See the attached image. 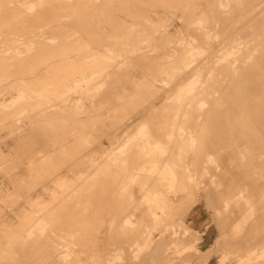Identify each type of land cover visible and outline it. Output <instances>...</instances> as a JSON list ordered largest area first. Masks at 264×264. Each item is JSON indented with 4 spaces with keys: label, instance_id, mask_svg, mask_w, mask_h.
<instances>
[{
    "label": "rangeland",
    "instance_id": "374dc122",
    "mask_svg": "<svg viewBox=\"0 0 264 264\" xmlns=\"http://www.w3.org/2000/svg\"><path fill=\"white\" fill-rule=\"evenodd\" d=\"M259 1L81 0V2L73 3L66 8L76 14L71 16L69 24L73 23L72 25L75 26L82 24V29L80 28L78 32L79 39L81 38L76 43L78 45H67L64 48L55 47L43 50L46 51L45 53H36L35 55L48 56L50 55L49 51L55 52L54 57L39 64L34 72L29 70L32 62L30 59L0 60V67L2 66L5 72H9L5 73L6 79L2 80L4 82L2 86L7 88L6 91L0 89V101H18L9 107L0 105V264H264V110L253 107L257 103L253 101L245 103L240 101L245 106L239 101H226L228 103L226 106L225 99L235 97L227 95L225 97L222 93L227 92V88L232 86L233 77L229 73L228 78H223L220 81L217 79L222 76L221 72L224 70H221L218 65L213 66V59L217 57L216 55L211 57L209 64L207 63V67L202 72L203 79L201 77L200 80L202 83L204 82L205 87L200 88L201 96L192 97L208 100L203 106H199L197 101L191 102L190 105L180 104L175 100L184 96L168 98L164 92L168 89L174 91L178 87L172 83L167 85L173 79V67L176 65L175 62L170 65L171 59L178 57L176 55H179L187 47L188 41L192 37L197 38V41L205 46L203 34L195 31V28L200 25L195 24V19L200 17L201 23L208 25V28L211 22L213 26L216 24L213 30L217 34L212 35L209 39L212 42L211 50L220 48L223 43L229 47L230 44H234L242 38L239 34L243 10L250 5L256 7ZM119 3L120 5H118ZM139 3L141 7L138 5ZM130 7H133V10ZM151 9H156L158 14L150 15L152 14ZM89 27L93 30L90 31ZM86 28L88 30L85 31ZM102 28H105V34L101 33ZM47 36L45 38L46 45L52 44V41L57 43L61 32L56 33L50 30ZM51 38L53 39L51 40ZM36 48L37 43L34 41L31 51L35 52ZM93 48L95 49L92 50ZM88 50L89 52L92 50L93 53L90 54L93 55V58L90 54L85 58L86 53H89ZM104 50H109L110 54L108 55V52H104ZM59 51L68 52V55L72 57L63 60L61 57L64 55H59L57 53ZM204 52L205 50L202 51V56H204ZM83 53H85L84 61H81ZM76 54L82 56L78 57ZM89 56L90 59H95L93 63ZM101 57H105L106 61L102 62L104 59ZM66 59L70 60L69 64ZM64 61L66 64L63 63ZM78 63H80L79 67ZM235 63L239 64L238 60ZM210 67L213 68V73L219 74L209 76L207 68ZM38 70L41 71L38 72ZM71 70L73 71L69 72ZM96 70L98 74L92 73L91 78L89 75ZM31 77L33 78L31 79ZM80 78L84 79L80 85L82 88L87 86L86 90L80 87L81 91H84L81 92L82 94L78 91V93L69 94L68 97L63 96L64 85L70 87L77 80L79 82ZM183 79H187V76L184 75ZM27 80L32 81L29 83ZM206 81L209 84L206 85ZM216 81L217 83H215ZM226 81H228V86ZM51 83L56 86L58 83V86ZM214 83L215 85H213ZM221 85L227 90L223 88V91ZM49 87L54 88L53 91ZM215 87L220 92L217 90L215 94H208V91L212 92L211 90H215ZM42 88L47 90L46 96H38L32 92V89L41 91ZM150 91L151 94L148 95ZM20 92L27 94L24 96L25 100L21 98L20 101L19 97L16 99ZM12 94L15 95L14 98L11 96ZM220 95L224 98L219 99ZM139 97L140 99H138ZM210 98L215 100H210ZM145 100L146 104L143 102ZM209 102L214 104L210 103L211 106ZM76 103L80 107L77 108ZM150 103H153L154 106H149ZM170 103L175 109L170 107ZM87 105L88 107H86ZM240 105L244 108H241ZM185 107L186 110L182 115V110L184 111ZM229 107L232 108L235 117L231 116ZM152 108L153 110H151ZM212 108L216 110H212ZM179 109H181L180 112ZM227 109L228 111H225ZM166 111L167 113H165ZM204 112L206 117H203ZM225 112L230 114L228 113L229 115L226 116ZM155 113L156 115H154ZM179 114L181 118H179ZM222 115L224 116L222 117ZM255 115L256 117H254ZM224 117L230 121L223 120ZM169 118L171 122H169ZM175 118H178V122L175 121ZM254 118L256 119L254 120ZM142 119L147 122L144 134L132 142L133 144L127 143L124 153L112 154L113 150L111 151V149L125 145V140L135 135ZM260 120L262 122L259 123ZM165 121L169 124L167 125ZM231 122L234 124L232 125ZM170 123L172 124L170 125ZM178 123H181V127L177 125ZM156 125L157 127L165 125V128L170 131L164 133L166 129H163V132L162 128L160 130V127L157 128ZM175 125L176 129H174ZM168 126L170 127L167 128ZM172 130L175 133L179 130L192 132L194 138L197 137L195 138L196 144L193 143L194 141L189 143L184 139H180L178 142L177 133L175 134ZM173 133L175 134L174 139L171 138ZM159 134H163V136ZM145 137H151L158 141L154 146L156 152L154 148L151 153L145 152L148 148L152 149V145L155 144L150 138L152 145H145L147 144ZM160 138L164 141H160ZM200 141L201 143H199ZM170 144L173 145L169 146ZM85 145L89 147L85 148ZM159 146L168 157L172 156V160L167 159L165 154L162 156L161 150L157 149ZM136 148L137 150H135ZM168 148L172 153L166 151L169 150ZM242 151L247 153L246 158L240 156L243 155ZM173 155H175L174 158ZM2 156L5 158L2 159ZM118 158H123V162H120L122 161L120 159L117 161ZM114 161L116 162L114 163ZM122 163L124 167H122ZM125 164L129 165L125 166ZM130 164H135L131 165L134 176L128 170ZM136 164H138V168ZM160 164L169 166L177 172V179L173 182L174 188L171 186L169 189L166 183L161 181L160 174L157 175ZM250 164L258 167L252 170ZM120 165L121 167L118 168ZM137 169L139 170L137 171ZM126 171H128L127 174ZM117 172L121 173L124 178L122 179ZM140 173L146 175L142 176V180L148 184L142 183V180L138 181L139 177L136 179ZM95 174L97 175L95 176ZM100 174L101 177L102 175L106 177L104 179L102 177L103 180H101ZM128 175L135 178L138 184H134L135 179L133 180ZM147 176H152L153 179L147 178ZM96 177L97 180H101L100 183L95 179ZM108 178L110 181L112 180V183L117 181L116 184L122 180L120 183L123 186L119 184L122 186L119 188L116 184L115 186L109 184ZM113 178H118V180H113ZM154 178L156 181L152 182ZM148 179L152 181H148ZM94 180L95 182H93ZM158 181L159 187L161 185L165 188L162 190V197L159 201L166 202V207L162 206V203L163 209L153 206L155 211H159L157 219L153 220L147 214L149 205L146 200V192L152 187L156 188ZM39 182L42 185H39ZM124 182L127 183L124 185ZM150 182L155 185L151 183L153 185L151 186ZM101 183H108L107 189L109 187L115 189L117 186L121 191L117 188L116 191L114 189L106 190V185L101 186ZM131 183L133 187H131ZM98 185L100 186L98 187ZM137 185H139V189L136 188ZM92 186L96 188H93V193H89ZM124 186L127 190H123ZM140 187L144 190H140ZM101 188L106 190V194L110 198L104 195V190ZM132 188L134 189L132 190ZM122 190L123 193L128 191L126 193L129 196L127 200V195L125 196ZM134 190L136 193L133 192ZM138 190L140 191L138 192ZM112 192L114 195H111ZM94 194L97 195L96 197L100 195L98 200L93 196ZM133 194H136V197L139 194L137 200ZM206 194L208 195L205 196ZM68 196H72V198L74 196L75 199L73 198L72 201V198ZM112 196L116 199V201L113 200L115 203L111 200ZM66 198L68 199L66 200ZM80 198L82 201L79 202ZM118 198L120 199L118 200ZM28 199H37L40 205L35 204L30 207L27 204ZM92 200H97L93 202L99 204L94 205ZM101 201H104L105 204ZM121 201H124V204L119 203ZM106 202L108 205L114 204L111 205L112 209L108 208ZM129 202H132V205ZM198 202L208 207L214 223L219 228V239L216 241L217 247L213 252L217 256V260L211 263L207 262L209 255H201L195 249L197 234L184 221L189 208ZM116 203L118 204L116 205ZM100 204L103 206L102 209L108 208L107 213L103 211L104 209L101 210ZM93 205L103 212L99 213L98 209H93ZM117 206L121 212L119 210L114 212ZM22 208H25V214L18 218L19 210ZM112 214H114L115 218L112 216L114 219L111 218ZM110 219L113 220L112 224L111 221L109 222ZM97 223L101 224L103 229ZM106 224L110 226L108 227ZM94 225L97 232L94 230ZM120 225L122 227H119ZM114 227L119 229L116 230ZM105 230L106 232H104ZM131 230L133 233L128 235ZM137 232H140L141 236ZM125 234H127L126 237H124ZM127 239L128 241H126ZM144 256H146V261L143 260Z\"/></svg>",
    "mask_w": 264,
    "mask_h": 264
},
{
    "label": "bare ground",
    "instance_id": "6f19581e",
    "mask_svg": "<svg viewBox=\"0 0 264 264\" xmlns=\"http://www.w3.org/2000/svg\"><path fill=\"white\" fill-rule=\"evenodd\" d=\"M105 1V0H104ZM144 1H146V0H144ZM78 2H81V0H0V60H4V61H8L9 59H15V58H18V59H30L32 62H31V65H30V67H29V70L30 71H32V72H34V71H36V69H37V67H38V65L39 64H41L42 62H44L46 59H48V58H51V57H54V54H55V52L53 51H49L48 53L50 54V55H41V56H39V55H35L36 53H45L46 51H43V50H48V49H50V48H55V47H58V48H64V46H67V45H70V46H74V45H78V44H76V43H78L79 41H80V39H79V37H80V34L78 33L79 32V30H80V28L82 29V24H77L76 26L75 25H72L73 23H71V24H69L70 23V21H71V16L72 15H76L75 13H71L68 9L66 10V8L67 7H69L71 4H73V3H78ZM138 2V1H137ZM139 2H141V1H139ZM106 3V2H105ZM108 3V2H107ZM118 3V2H117ZM131 3H133V2H131ZM142 3V2H141ZM129 4V3H128ZM134 4V3H133ZM118 5H120V3L118 4ZM124 5V4H123ZM122 5V6H123ZM139 6L141 5L140 3L138 4ZM130 6H132V5H130ZM124 7H126V6H124ZM135 7V6H134ZM138 7V6H137ZM141 7V6H140ZM130 8H132V10H133V7H130ZM185 9H186V7H185ZM118 10V9H117ZM126 10V9H125ZM140 10H141V8H140ZM128 11V10H127ZM126 11V12H127ZM150 12H152V14H150V15H157L158 14V12H157V10L156 9H151V11ZM124 14V13H123ZM145 14V13H144ZM147 16H149V14H147ZM202 17V16H201ZM201 18L200 17H198L197 19H195V24L196 25H199L197 28H195V31L196 32H201L202 34H203V37L205 38V46H202L198 41H197V38H190V41H188V45H187V47L185 48V49H183L182 50V52L181 53H179V55H176V56H178V57H174V58H172L171 59V61H170V65H172V63L173 62H175V64L176 65H174V74H173V79H172V81L170 82V80H168V82H170V83H168L167 85L169 86L171 83L174 85V86H178L177 87V89L176 90H174V91H171V90H163L164 92H165V94H166V97H171V96H180V95H182V96H184L183 98H178V99H176L175 101H177V102H179L180 104H188V105H190L191 104V102H193V101H197V102H199L198 104H199V106H203L208 100H206V99H197V98H192V97H195V96H198V95H200V94H202V91L200 90V88L202 87V86H204V82L202 83V81L200 80L201 79V77H202V72H203V70L207 67V63L209 64V61H210V59H211V57H213V55H216L217 57L216 58H214L213 60V62H214V65L213 66H219V68H221V70L223 69L224 70V72H221V77L220 76H218V77H220V78H217V79H219V81L220 80H222L223 78H226L227 76H229L228 74L229 73H231V77H233V82L231 83L232 84V88L229 86L227 89L226 88H224V87H222L223 85H221V87H222V90H223V88L224 89H226L227 90V92H223L222 90V95L224 94V96L226 97V95L227 96H229V97H235V98H226L225 99V101L224 102H229V101H244V103L245 102H250V101H253V102H257L255 105H253V107H256V108H260L261 110H264V0H260L259 2H257V5H256V7L254 6V5H250V7H248V8H246V9H244L243 10V18L241 19L242 20V26H241V28H240V30H241V32H240V34H239V36H241L242 38H240L239 40H237L236 41V43H234V44H230V46L229 47H227V45L225 44V43H223V44H221V47L220 48H218V49H212L211 50V47H212V42L209 40L210 39V37L212 36V35H216L217 34V32H214L215 30H213L215 27V25L213 26V24H212V22H211V24H209V28H208V25H206V24H202L201 23ZM141 24H143V23H141ZM146 24H147V22H146ZM144 25V24H143ZM217 25H218V23H217ZM115 26H117V25H115ZM149 26V25H148ZM64 27H65V29H64ZM91 27H93V26H91ZM91 27H89L88 29L90 30V31H92L93 29L91 28ZM95 27V26H94ZM114 28V27H113ZM145 29L147 28V26L146 27H144ZM64 29V30H63ZM87 28L85 29V31L86 30H88ZM238 29V28H237ZM50 30H53L54 32H56V33H60L61 32V37H60V39H59V41L57 42V43H54V41H52L51 43L52 44H48V45H46L45 44V38L46 37H48L47 36V33L50 31ZM239 30V29H238ZM236 31V30H235ZM89 32V31H88ZM101 33H106V30H105V28H102L101 29ZM230 35V34H229ZM83 36V35H82ZM81 36V37H82ZM150 36V35H149ZM237 38H239V37H237ZM53 38H51V40H52ZM118 39V38H117ZM34 41H36V43H37V48H36V50H35V52H32L31 51V48H32V42H34ZM89 42V41H88ZM58 43H60V44H58ZM90 43H91V41H90ZM196 43H198V45H196ZM89 44V43H88ZM95 44V43H94ZM94 44H92V45H94ZM100 44V43H99ZM103 44V43H102ZM101 44V45H102ZM107 45V44H106ZM105 45V46H106ZM113 45V44H112ZM97 46V45H96ZM185 46V45H184ZM43 47V48H42ZM85 47V46H84ZM100 49H101V47L100 46H98ZM97 48V47H96ZM98 48V49H99ZM102 48H106V47H102ZM223 48V49H222ZM89 49V48H88ZM95 48H93L92 50H94ZM99 49V50H100ZM107 49H110V48H107ZM90 50V49H89ZM89 50L87 51V52H89ZM92 50L89 52V53H86V51H83V52H85L86 53V56H85V53H83V56L80 54L78 57H81L82 59L84 58V56H85V58L86 57H88L87 55H89L91 52H92ZM203 50H205V54L203 53V55L204 56H202V51ZM57 51V50H56ZM98 51V50H97ZM107 50H104V52H106ZM109 51V50H108ZM107 51V52H108ZM219 51V53H217L216 54V52H218ZM199 52H201V53H199ZM212 54H210V53ZM59 55H64V57H61L63 60L65 59V58H70V57H72V56H70V55H68V52H65V51H59V52H57ZM79 53H80V51H79ZM93 53V52H92ZM97 53V52H96ZM105 54H107V53H105ZM110 54V52H108V55ZM75 55V54H74ZM73 55V56H74ZM199 55V56H198ZM77 56H74V57H77ZM90 56L93 58V55H91L90 54ZM89 56V59L91 58ZM94 56H95V54H94ZM98 56V55H97ZM201 56V57H200ZM77 57V58H78ZM215 57V56H214ZM102 58V57H101ZM75 59V58H74ZM73 59V60H74ZM82 59H80L81 61H84V59L82 60ZM100 59V58H99ZM102 59H104V60H102V62L103 61H106V58L104 57V58H102ZM43 60V61H42ZM58 60H60V59H58ZM72 60V61H73ZM88 60V59H87ZM90 60H92V59H90ZM94 61H95V59H93ZM93 60H92V63H93ZM236 60H238V62H239V64H236L235 63V61ZM66 61H67V63L69 62L70 63V60L68 61V59H66ZM66 61H64L63 63H65ZM78 61V60H77ZM169 61V60H168ZM60 62V61H59ZM74 62V61H73ZM79 62V61H78ZM87 62V61H86ZM97 62H98V60H97ZM97 62H95V63H97ZM50 63H51V61H50ZM62 63V62H61ZM62 63V64H63ZM68 63V64H69ZM76 63V62H75ZM81 63V62H80ZM80 63H78V67H79V64ZM83 63V62H82ZM81 63V64H82ZM60 64V63H59ZM66 64V63H65ZM73 64V63H72ZM71 64V65H72ZM180 64V65H179ZM236 64V65H235ZM235 65V66H234ZM10 66V65H9ZM57 66H59V65H57ZM82 66V65H81ZM88 66V65H87ZM75 67V66H74ZM95 67V66H94ZM44 68V67H43ZM43 68H41V69H43ZM84 68H86V67H84ZM89 68H90V66H89ZM73 69V68H72ZM88 69V68H87ZM208 70H207V73H208V75L210 76V75H212V76H214V74H216V73H213L212 72V67H210V68H207ZM47 70V69H46ZM49 70V69H48ZM67 70V69H66ZM98 70V69H97ZM97 70L95 71V72H91V74L89 75V76H91V78H92V73L94 74H98V73H96L97 72ZM171 70V69H170ZM3 71V72H2ZM41 71V70H40ZM39 70H38V72H40ZM73 70H71V71H69V72H72ZM74 71H75V69H74ZM172 71V72H173ZM38 72H36V73H38ZM48 72V71H47ZM88 72V71H87ZM226 72H228V73H226ZM5 73H9V72H5L4 71V68L1 66L0 67V89L2 88V90L3 91H6V88L7 87H5V86H2V85H4V82H2V80H5L6 79V74ZM14 73V72H13ZM12 73V74H13ZM66 73H68V72H66ZM102 73V72H101ZM170 73H171V71H170ZM206 73V72H205ZM204 73V74H205ZM94 74V75H95ZM100 74V73H99ZM217 74H219V73H217ZM216 74V75H217ZM8 75V74H7ZM187 76V79H183V76ZM59 76V75H58ZM70 77L72 76V75H69ZM86 76V75H85ZM84 76V77H85ZM87 76H88V74H87ZM97 76V75H96ZM103 76V75H102ZM168 76V75H167ZM170 76V75H169ZM168 76V77H169ZM172 76V75H171ZM204 76V75H203ZM66 77V76H65ZM68 77V76H67ZM95 77V76H94ZM26 78H28V77H26ZM33 77H31V79H32ZM91 78H89L90 80H91ZM96 78V77H95ZM94 78V79H95ZM101 78H103V77H101ZM157 78V77H156ZM213 78V77H212ZM228 78V77H227ZM67 79V78H66ZM158 79H160V78H158ZM167 79V78H166ZM165 79V80H166ZM202 79H203V77H202ZM210 79V78H209ZM232 79V78H231ZM20 80H21V78H20ZM63 80V79H62ZM68 80H69V78H68ZM204 80H205V78H204ZM227 80V79H226ZM29 83H30V81H32V80H27ZM64 81V80H63ZM81 81H84V79H81L80 78V80H79V82H78V80H77V82L74 84V85H71L70 87L69 86H65L64 85V89H63V91H62V94H63V96H66V97H68V95L69 94H73V93H78V91H79V93H81V92H84V91H81ZM152 81V80H151ZM173 81H174V83H173ZM200 81V82H199ZM209 82H210V80H208ZM208 81H206V85L207 84H209V83H207ZM212 81V80H211ZM8 82V81H7ZM6 82V83H7ZM10 82V81H9ZM23 81H21V83H22ZM27 82V83H28ZM71 82V81H70ZM88 82V81H87ZM213 82V81H212ZM211 82V83H212ZM222 82H224V81H222ZM227 82V86H228V81H226ZM225 82V83H226ZM24 83V82H23ZM60 83H62V81H60ZM84 83V82H83ZM158 83V82H157ZM215 83H217V81L215 82ZM215 83L213 84V85H215ZM230 83V82H229ZM52 84V83H51ZM57 84V86H58V83H56ZM86 84V83H85ZM84 84V85H85ZM160 84H162V83H160ZM163 84H164V82H163ZM166 84V83H165ZM222 84V83H221ZM6 85V84H5ZM25 85V84H24ZM28 85V84H27ZM52 85H55L54 83L52 84ZM166 85V86H167ZM212 85V86H213ZM217 85V84H216ZM2 86V87H1ZM56 86V85H55ZM54 86V87H55ZM56 86V87H57ZM168 86H167V88H168ZM226 86V85H225ZM55 87V88H56ZM81 87V88H80ZM205 87V86H204ZM203 87V88H204ZM27 88V87H26ZM49 88H52V87H49ZM85 88H87V86L86 87H84L83 86V88L82 89H85ZM163 88V87H162ZM206 88H207V86H206ZM211 88V87H210ZM53 89L54 88H52V91H53ZM146 89H148V88H146ZM151 89V88H150ZM202 89V88H201ZM69 90H70V92H69ZM86 90V89H85ZM161 90V89H160ZM204 90H205V88H204ZM208 90V89H207ZM218 89H216V87H215V90H211L212 92H210V91H208L209 93L208 94H215V92L217 91ZM147 91V90H146ZM162 91V90H161ZM206 91V90H205ZM219 91V90H218ZM32 92L33 93H36V95H40V96H46L47 94V90L45 89V88H42V90L40 91V90H38V89H32ZM60 92V91H59ZM156 92V91H155ZM159 92V91H158ZM204 92V91H203ZM220 92V91H219ZM157 93V92H156ZM64 94H66V95H64ZM82 94V93H81ZM143 94H145V93H143ZM149 94H151V91L148 93V95ZM159 94V93H158ZM160 94H161V92H160ZM207 94V95H208ZM217 94V93H216ZM221 94V93H220ZM25 95H27L26 93H23V92H20V93H18V95L15 97L16 99H18V97H19V100L22 98V99H24L25 100V98H24V96ZM55 95V94H54ZM13 98H14V96H13V94L11 95ZM30 96V95H29ZM144 96H146V95H144ZM201 96V95H200ZM215 96V95H214ZM218 96V95H217ZM53 97V96H52ZM56 97V96H55ZM157 97V96H156ZM242 97V98H241ZM254 97H256V98H254ZM9 98V97H8ZM28 98V97H27ZM144 98V97H143ZM206 98V97H205ZM213 98V97H212ZM222 98H224L223 96H221L220 95V97H219V99H222ZM4 99V98H3ZM37 99V98H36ZM66 99V98H65ZM64 99V100H65ZM69 99V98H68ZM138 99H140V97L138 98ZM145 99V98H144ZM154 99V98H153ZM216 99H217V97H216ZM218 99V101H220ZM228 99V100H227ZM6 100V99H5ZM60 100V99H59ZM169 100H171V99H169ZM169 100H167V102L169 101ZM210 100H213V99H211L210 98ZM215 100V99H214ZM213 100V101H214ZM21 101V100H20ZM62 101V100H61ZM78 101V100H77ZM151 101V100H150ZM217 101V102H218ZM223 101V100H222ZM14 102H18V101H13V100H10V101H8V102H2V101H0V105L1 106H3V107H9L10 105H13V104H15ZM31 102V101H30ZM58 102V101H57ZM57 102H55L56 104H57ZM143 102H145L144 104H146V100L145 101H143ZM142 102V103H143ZM170 102V101H169ZM173 102V101H172ZM171 102V103H172ZM226 102V106H228V103ZM237 102H236V104H237ZM55 103H53L54 105H55ZM59 103V102H58ZM67 103V102H66ZM88 103H89V101H88ZM87 103V104H88ZM141 103V104H142ZM171 103H170V107L171 108H174L175 109V107L173 106V105H171ZM211 102H209V104H210ZM216 103V102H215ZM222 103V102H221ZM240 103H243V102H240ZM244 103H243V105H244ZM212 104V103H211ZM210 104V105H211ZM214 104V103H213ZM212 104V105H213ZM51 106H52V104H50ZM53 105V106H54ZM67 105V104H66ZM211 105V106H212ZM215 105H217V104H215ZM219 105V104H218ZM229 105H230V103H229ZM239 105V104H238ZM248 105V104H247ZM75 106L78 108V107H80L79 105H78V103H76L75 104ZM149 106H151V107H153L154 105H153V103H150V105ZM173 106V107H172ZM226 106L224 107L225 109H226ZM241 106V108L243 107L242 105H240ZM245 106V105H244ZM47 107V106H46ZM56 107V106H55ZM86 107H88V105L86 106ZM143 107V106H142ZM188 107V106H187ZM197 107H198V105H197ZM207 107V109H209L208 108V106H206ZM216 107V106H215ZM44 108V107H43ZM52 108V107H51ZM154 108H156V107H154ZM171 108H169L170 110H171ZM183 108V107H182ZM181 108V109H182ZM201 108V107H200ZM199 108V109H200ZM211 108V107H210ZM230 108V107H229ZM237 108H239V107H237ZM244 108V107H243ZM46 109V108H45ZM181 109H179V112H180V110ZM216 109H217V107H216ZM216 109H213L212 108V110H216ZM222 109V108H221ZM232 108H230L229 109V111H231V116L233 117V115H234V112L232 113V111L233 110H231ZM233 109H234V107H233ZM42 110V109H41ZM44 110V109H43ZM55 110V109H54ZM151 110H153V108L151 109ZM156 110V109H155ZM170 110H169V112H170ZM185 110H186V107H185V109H184V111L182 110V115H184V113L183 112H185ZM198 110V109H197ZM211 110V112L213 113L214 111H212ZM223 110V109H222ZM259 110V109H258ZM45 111H47V110H45ZM206 111V110H205ZM218 111L220 112V110L218 109ZM225 111H228V109L227 110H225ZM237 111V110H236ZM236 111H235V113H236ZM251 111H253L252 109H251ZM48 112V111H47ZM46 112V113H47ZM86 112V111H85ZM206 112H208V111H206ZM217 112V111H216ZM241 112V111H240ZM258 112V111H257ZM161 113V112H160ZM165 113H167V111L165 112ZM164 113V114H165ZM218 113V112H217ZM216 113V114H217ZM229 112H225L224 113V115L225 114H227L226 116H228L229 114H228ZM263 113V112H262ZM157 114H159V112H157ZM203 114H205L203 117H206V113L204 112ZM214 114H215V112H214ZM237 114V113H236ZM152 115V114H151ZM154 115H156V113L154 114ZM180 115V114H179ZM210 115V114H209ZM212 115V114H211ZM217 115H219V114H217ZM224 115H222V117L224 116ZM250 115V114H249ZM248 115V116H249ZM258 115V114H257ZM150 116V115H149ZM149 116H147V117H149ZM163 116H165V115H163ZM219 116H221V114L219 115ZM178 117V116H177ZM214 117H216L215 115H214ZM234 117H235V115H234ZM254 117H256V115L254 116ZM259 117H260V115H259ZM262 117V116H261ZM127 118V117H126ZM168 118V117H167ZM179 118H181V115H180V117ZM200 118H201V116H200ZM200 118H198V119H200ZM218 118V117H217ZM229 118H230V116H229ZM164 119V118H163ZM190 119V118H189ZM224 119H227V121H230L228 118H223V120ZM256 118H254V120H255ZM169 120H170V118H169ZM178 120V118L176 119L175 118V121L176 122H178L177 121ZM179 120H181V119H179ZM204 120V119H203ZM203 120H201V121H203ZM213 120V119H212ZM182 121V120H181ZM167 121H165V123H166ZM169 122H171V120L169 121ZM169 122H168V124H169ZM247 122V121H246ZM256 122V121H255ZM258 122V121H257ZM260 122H262V120H260L259 121V123ZM146 120L145 119H142L141 120V123L139 124V126L137 127V132L135 133V135L134 136H130L129 138H127L126 140H125V145L123 144V145H121V146H119V147H117V148H114V149H111V151H112V154H121V153H124V151H125V149H126V147H127V143L128 144H130V143H132V142H135L140 136H142L143 134H144V128L145 127H147L146 126ZM156 123V122H155ZM155 123H154V125H155ZM161 123V122H160ZM173 123V122H172ZM172 123H170V125L172 124ZM183 123V122H182ZM200 123H202V122H200ZM228 123H230V122H228ZM232 123V122H231ZM151 124V123H150ZM153 124V123H152ZM167 124V123H166ZM165 124V125H166ZM167 124V125H168ZM234 123H232V125H233ZM264 124V123H263ZM165 125H164V127H160V126H162V125H160V126H158V127H160V130H161V128H162V130L161 131H163V129H166L165 128ZM177 125H181V123H178ZM229 125H231V124H229ZM247 125V124H246ZM149 126H151V125H149ZM207 126V125H206ZM227 126V125H226ZM156 127H157V125H156ZM157 127V128H158ZM170 126H168L167 128H169ZM181 127V126H180ZM228 127V126H227ZM25 128V127H24ZM149 128V127H148ZM148 128H147V130H148ZM153 128V127H152ZM156 128V129H157ZM173 128H174V126H173ZM155 129V130H156ZM172 129V128H171ZM174 129H176V125H175V128ZM187 130V129H186ZM221 130V129H220ZM226 130V129H225ZM169 132L170 130H168V129H166V131L164 132V133H166V132ZM173 131V130H172ZM145 132H147V131H145ZM174 132V131H173ZM149 133V132H148ZM150 133H151V130H150ZM155 133H156V131H155ZM160 133V132H159ZM163 133V134H164ZM175 133V132H174ZM173 133V134H174ZM177 133V134H176ZM175 134H176V138H178V142H179V140L180 139H184V140H186V141H188L189 143L190 142H192V141H194L193 143H195V138H197V137H195L194 138V135H193V133L192 132H190V131H185V130H179L178 132H176ZM163 134L161 135V134H159L160 136H163ZM175 134L173 135V136H171V138H173V137H175ZM155 135V134H154ZM159 135H156V136H159ZM165 135V134H164ZM171 135V134H170ZM177 135H178V137H177ZM195 135H197L196 133H195ZM146 136H147V134H146ZM149 136V135H148ZM151 137H152V135H150ZM159 136V137H160ZM166 136V135H165ZM164 136V137H165ZM198 136V135H197ZM151 137H145L146 139H145V143H147V144H145V145H148V144H150V145H152V141H151V139H153V138H151ZM83 138H85V137H83ZM151 138V139H150ZM175 138V139H176ZM158 140H159V138H157ZM174 139V138H173ZM172 139V140H173ZM203 139V138H202ZM87 140V139H86ZM142 140V139H141ZM172 140H170V141H172ZM199 140V139H198ZM153 141H154V145H152L153 147H152V149H147V150H145V152H149V153H151L152 151H153V148H154V151L156 152V149H155V145L158 143V141L156 140V139H153ZM160 141H162L161 140V138H160ZM164 141V140H163ZM162 141V142H163ZM167 141V140H166ZM166 141H165V144H166ZM92 142V141H91ZM91 142H89V143H91ZM97 142V141H96ZM177 143V142H176ZM181 143V142H180ZM199 143H201V141L199 142ZM133 144V143H132ZM144 144H142V145H144ZM161 144V143H160ZM159 144V145H160ZM164 144V143H163ZM182 144V143H181ZM180 144V145H181ZM196 144V143H195ZM89 145H91V144H89ZM171 145H173V144H170L169 146H171ZM198 145V144H197ZM197 145H196V147H197ZM92 146V145H91ZM129 146V145H128ZM164 146V145H163ZM166 146H168V145H166ZM182 146V145H181ZM192 146H194V145H192ZM200 146V145H199ZM89 146H87L86 147V145H85V148H88ZM146 147H148V146H146ZM174 147V146H173ZM191 147V146H190ZM171 148V147H170ZM178 148H179V146H178ZM142 149V148H141ZM145 149V148H144ZM157 149H162V148H160V146H159V148L157 147ZM164 149V148H163ZM169 149V148H168ZM135 150H137V148L135 149ZM173 150V149H172ZM144 151V150H143ZM166 151H170V153H172L171 152V149H169V150H166ZM174 151V150H173ZM109 153V152H108ZM140 153H141V151H140ZM140 153H139V155H140ZM159 153V152H158ZM161 153H163V155L162 154H160V155H162V156H164V154L166 155V153H164V150L162 151L161 150ZM169 153V152H168ZM157 154V153H156ZM179 154V153H178ZM242 154L243 155H240V156H243L244 158H246V156H247V153L245 152V151H242ZM168 155H170V154H168ZM121 156V155H120ZM122 156H124L123 154H122ZM167 156V155H166ZM174 156L175 155H173V158H174ZM118 157H119V155H118ZM141 157H142V154H141ZM168 157V156H167ZM172 157V156H171ZM171 157H168L167 159H171ZM179 157V156H178ZM2 159L3 158H5V157H1ZM110 158V157H109ZM112 158L114 159V157H113V155H112ZM121 158V157H120ZM120 158H118L117 159V161L120 159ZM140 158V157H139ZM123 159V158H122ZM122 159H120V160H122ZM143 159V158H142ZM110 160V159H109ZM125 160V159H124ZM139 160V159H138ZM172 160V159H171ZM127 161V160H126ZM141 161V160H140ZM116 161H114V163H115ZM120 162H123V160L122 161H120ZM142 162V161H141ZM68 163V162H67ZM66 163V164H67ZM124 163H126V162H124ZM129 163V162H128ZM133 163V162H132ZM144 163V162H143ZM142 163V164H143ZM118 164V163H117ZM121 164V163H120ZM127 164V163H126ZM125 164V166H128V165H126ZM138 164H139V162H138ZM138 164H136L137 165V168H138ZM145 164V163H144ZM157 164V163H156ZM251 164H253V163H251ZM250 164V165H251ZM131 165H135V164H130V169H128L129 170V172L132 170L131 169ZM149 165H150V163H149ZM118 166V165H117ZM151 166V165H150ZM159 166V173H157V175L158 174H160V178H161V181H164L165 183H166V186L170 189L171 188V186L174 188V184H173V182L177 179V176L178 175H176V171L173 169V168H171V167H169V166H165L164 164H160V165H158ZM66 167V166H65ZM113 167H114V165H113ZM115 167H116V165H115ZM121 167V165L118 167V168H120ZM122 167H124L123 166V163H122ZM135 167V166H134ZM140 167V166H139ZM141 167H142V165H141ZM258 166L257 165H251V169L252 170H254L255 168H257ZM112 168V167H111ZM110 168V169H111ZM151 168V167H150ZM153 168H154V164H153ZM116 170H117V168H115ZM122 169V168H121ZM135 170H136V168H134ZM141 169V168H140ZM146 169V168H145ZM157 169V170H158ZM113 171H114V169H112ZM120 170V169H119ZM139 169H137V171H138ZM149 170H151V169H149ZM148 170V171H149ZM99 171V170H98ZM155 171V170H154ZM103 172H105V171H103ZM102 172V173H103ZM107 172H109V171H107ZM119 172H121V170L119 171ZM119 172H117V173H119ZM127 172L128 171H126V174H127ZM132 172L133 171H131L130 173L132 174ZM150 172V171H149ZM158 172V171H157ZM184 172V171H183ZM115 173V172H114ZM137 173V172H136ZM108 174V173H107ZM109 174H110V172H109ZM120 174V176H121V178H122V175H121V173H119ZM125 174V173H124ZM124 174H123V176H124ZM125 174V175H126ZM129 174V173H128ZM138 174V173H137ZM153 174H155V173H153ZM97 174H95V176H96ZM130 175V174H129ZM128 175V176H129ZM133 175V174H132ZM140 175H141V173H140ZM140 175H138V176H136V179H137V177H139L140 178ZM184 175V174H183ZM190 176H191V174H189ZM189 175H187V177H190ZM127 176V175H126ZM131 176V175H130ZM129 176V177H130ZM134 176V175H133ZM142 176L143 177H145L144 175H141V178L139 179L138 178V181H140V180H142ZM155 176H156V174H155ZM100 177H101V174H100ZM99 177V178H100ZM102 177H103V175H102ZM102 177H101V180H103L104 179V177H106V176H104L103 177V179H102ZM148 177H151L152 179H153V177L152 176H147V178ZM124 178V177H123ZM122 178V179H123ZM128 179V177H125V179ZM130 178H132V177H130ZM146 178V179H147ZM155 178H157V177H155ZM155 178H154V181H152L151 179H148V181H152V182H155L156 180H155ZM96 180H97V177L95 178ZM109 179V181H110V178H108ZM118 180V178L116 179V178H113V180ZM125 179H124V181H125ZM133 179V178H132ZM135 179V178H134ZM133 179V180H134ZM136 179H135V182H134V184L135 183H137L138 184V181L136 182ZM143 179H145V178H143ZM100 180V181H101ZM130 180V179H129ZM99 183H100V181L99 180H97ZM106 181H107V179H106ZM108 181V182H109ZM121 182H122V180H120ZM120 181L118 182V184H116L117 183V181L116 182H114V183H112V180L109 182V184L111 183L112 185L114 184V186H115V184L119 187V186H123V184L122 183H120ZM131 181V180H130ZM93 182H95V180L93 181ZM103 182H105V181H103ZM129 182V181H128ZM132 182V181H131ZM152 182H150V184L152 183ZM97 183V182H96ZM98 183V184H99ZM125 183H127V182H124V185H125ZM142 183H145L143 180H142ZM157 184L159 183V181L158 182H156ZM42 185V183H40L39 182V185ZM94 184V183H93ZM92 184V185H93ZM108 183H104V184H102L101 183V186L102 185H106L105 187H106V190H112V189H114V188H111L110 189V187L107 189V187H108V185H107ZM119 184H121V185H119ZM139 184H141V182H139ZM145 184H148V182L147 183H145ZM152 184H154V183H152ZM151 184V186H153ZM129 185V184H128ZM133 184L131 183V187H133L132 186ZM155 185V184H154ZM96 186V185H95ZM100 185H98V187H99ZM111 186V185H110ZM117 186H116V188H117ZM121 186V187H122ZM138 186L139 185H137V187L136 188H138ZM150 186V187H151ZM105 187H103V188H105ZM113 187V186H112ZM125 188H123V190L124 189H126V186H124ZM143 187V186H142ZM142 187H140V190L142 189V190H144V188H142ZM149 187V186H148ZM96 188V187H94V186H92V189H91V191H90V189H89V193H93V191L92 190H94V189ZM103 188H101V189H103ZM114 189V191H116L117 189H119V188H117V189ZM128 188V187H127ZM135 188V189H136ZM134 188H132V190H133ZM139 189V188H138ZM165 188L163 187V186H161L160 185V187H159V184L156 186V188H154V187H152V189L150 188V189H148L147 190V192H146V197H147V202H148V205H149V208H147V214H149L150 215V218L152 217V219L153 220H156L157 219V215H158V213H159V211H155L154 210V207L153 206H155L156 208H161V209H163V207H161V203H162V206L163 205H165L166 204V202L165 203H163V202H160L159 200H160V198L162 197V190H164ZM97 190H99V189H97ZM96 190V191H97ZM104 191V195H106L107 196V192H106V190L105 189H103ZM120 191H121V189H119ZM118 190V191H119ZM123 190H122V193H123ZM127 190V189H126ZM125 190V191H126ZM140 190H138V192L140 191ZM113 191V192H114ZM119 191V192H120ZM128 191H130L129 189H128ZM128 191L126 192V193H128ZM136 190H134L133 192H135ZM101 192V191H100ZM103 192H101V193H103ZM110 192V191H109ZM109 192H108V194H109ZM111 193V195L113 194L114 195V193ZM95 193V192H94ZM122 193H119L120 195H122ZM125 193V192H124ZM123 193V194H124ZM125 193V196L127 195ZM136 193V192H135ZM100 194V193H99ZM98 194V195H99ZM117 194V193H116ZM142 194H143V191H142ZM103 195V194H102ZM134 195V194H133ZM136 195V194H135ZM134 195V196H135ZM208 194H206L205 196H207ZM93 196H95V194L93 195ZM97 196V195H96ZM95 196V197H96ZM100 196V195H99ZM98 196V197H99ZM124 196V197H125ZM142 196V195H141ZM140 196V197H141ZM28 197V196H27ZM68 197H70V196H68ZM95 197H93V198H95ZM98 197H96V199L98 198ZM101 197H103V196H101ZM100 197V198H101ZM108 197V196H107ZM120 198H121V196H119ZM124 197L122 198L123 200H124ZM127 198H126V200L128 199V195L126 196ZM136 197V196H135ZM137 197H139V194L137 195ZM137 197H136V200H137ZM143 197V196H142ZM70 198H72V196L70 197ZM73 198H74V196H73ZM73 198L71 199L72 201H73ZM106 198V197H105ZM105 198H104V201H106L105 200ZM108 198H110V197H108ZM107 198V201L109 200ZM120 198H118V200L120 199ZM133 199H134V197H132ZM68 198H66V200H67ZM75 199V198H74ZM101 199H103V198H101ZM141 199H143V198H141ZM70 200V201H71ZM79 200V199H78ZM98 200V199H97ZM96 200V201H97ZM112 202H114L113 200H115L116 201V199H114V197L112 196ZM110 200V201H111ZM69 201V202H70ZM74 201H76V200H74ZM80 201H82V199L80 198V200H79V202ZM96 202L95 200H92L91 202ZM99 201H100V199H99ZM98 201V202H99ZM104 201H101V202H104ZM93 202V204L94 205H96V204H99V203H94ZM111 202V203H112ZM118 202V201H117ZM124 201H121V202H119V203H122V204H124L123 203ZM126 202V201H125ZM40 202H38V200L37 199H28L27 200V204H29L30 205V207H32L33 205H40L39 204ZM115 203V202H114ZM127 203V202H126ZM125 203V204H126ZM130 203V202H129ZM132 203V202H131ZM130 203V204H131ZM103 204V203H102ZM104 204H105V202H104ZM106 204L108 205V203L106 202ZM110 204V203H109ZM113 204V203H112ZM112 204H110V205H108V208L109 207H111V209H112ZM118 203H116V205H117ZM137 204V203H136ZM93 205V209H98L97 208V206L95 207ZM107 205H104L105 207L107 206ZM114 205V204H113ZM128 205V204H127ZM132 205V204H131ZM138 205V204H137ZM119 206H120V204H119ZM119 206H117V207H115V211L114 212H116V210H119V209H117ZM128 206H130V205H128ZM133 206H134V204H133ZM132 206V207H133ZM99 207V206H98ZM100 207H101V210H103V211H105L106 212V210L108 211V208H103L102 209V207L103 206H101V204H100ZM125 207H126V205H125ZM165 207H166V205H165ZM114 208V207H113ZM120 209H121V206L119 207ZM123 208H124V206H123ZM135 208V207H134ZM136 208H138V207H136ZM100 209V208H99ZM98 209V210H99ZM111 209H109L110 210V212H111ZM132 209V208H131ZM101 210H99L100 212L99 213H102L101 212ZM125 210H126V208H125ZM125 210H124V212H125ZM138 210H139V208H138ZM113 211V210H112ZM120 211V210H119ZM118 211V212H119ZM122 211H123V209H122ZM19 212H20V214L18 215V218L19 217H21L22 215H24L25 214V208H22V209H20L19 210ZM18 212V213H19ZM95 212V211H94ZM104 212V213H105ZM121 212V211H120ZM107 213V212H106ZM106 213H105V215H106ZM113 213V212H112ZM126 213V212H125ZM95 214H96V212H95ZM115 214V213H114ZM114 214H112L111 215V218H113L114 216ZM121 214V213H120ZM120 214H117V215H120ZM100 215V214H99ZM98 215V216H99ZM101 215H103V214H101ZM108 216H110V214H107ZM127 215V214H126ZM125 215V216H126ZM141 215V214H140ZM104 216V215H103ZM113 216V217H112ZM122 216V215H121ZM124 216V215H123ZM96 217H97V215H96ZM96 217H93V218H96ZM127 217V216H126ZM125 217V218H126ZM99 218H100V216H99ZM115 218V217H114ZM113 218V219H114ZM117 218V217H116ZM120 218V217H119ZM122 218H124V217H122ZM127 219V218H126ZM130 219V218H129ZM118 220V219H117ZM131 220V219H130ZM129 220V221H130ZM111 221V219L109 220V222ZM113 221V220H112ZM112 221H111V224H112ZM124 221V220H123ZM126 221V220H125ZM128 221V220H127ZM97 222V221H96ZM107 222V221H106ZM105 222V223H106ZM116 222V221H115ZM102 225H104V223H102V222H100ZM120 223H122V222H120ZM98 224V223H97ZM100 224V225H101ZM124 224V223H123ZM123 224H121V225H123ZM99 225V224H98ZM99 225V226H100ZM102 225H101V227H102ZM107 225V224H106ZM119 226V227H122V226ZM99 226H97V227H99ZM105 226V225H104ZM108 226V225H107ZM106 226V227H107ZM110 226V225H109ZM108 226V227H109ZM124 226V225H123ZM94 227H95V225H94ZM100 227V228H101ZM113 227V226H112ZM111 227V228H112ZM117 227H118V225H117ZM96 228V227H95ZM94 228V230L97 232V228L95 229ZM102 229H103V227H102ZM101 229V230H102ZM106 229V228H105ZM107 229H109V228H107ZM114 229H116V230H118L117 228H115L114 227ZM109 230H111V229H109ZM115 230V231H116ZM108 231V230H107ZM114 231V230H113ZM136 231V230H135ZM104 232H106V230L104 231ZM132 232V230L130 231V233L128 232V235L129 234H132L131 233ZM136 233V232H135ZM138 233V232H137ZM95 234V233H94ZM138 234H140V236H141V233L139 232ZM143 234V233H142ZM126 235L127 234H125V236L124 237H126ZM136 235V234H135ZM111 236H112V234H111ZM137 237H138V235H136ZM115 237V236H114ZM114 237H112V238H114ZM109 238H110V236H109ZM111 238V240H113ZM118 238V237H117ZM129 238V237H128ZM131 238V237H130ZM96 239V238H95ZM124 239V238H123ZM126 239V238H125ZM136 239V238H135ZM142 239V238H141ZM114 240H115V238H114ZM113 240V241H114ZM131 241L133 240V239H130ZM126 241H128V239L126 240ZM127 254V253H126ZM148 256H149V254H148ZM146 256H144V258H143V260L144 261H146V258H145ZM149 259H150V256H149Z\"/></svg>",
    "mask_w": 264,
    "mask_h": 264
},
{
    "label": "crops",
    "instance_id": "0c3cea01",
    "mask_svg": "<svg viewBox=\"0 0 264 264\" xmlns=\"http://www.w3.org/2000/svg\"><path fill=\"white\" fill-rule=\"evenodd\" d=\"M208 207L202 203H196L187 211L184 221L186 225L197 234L196 250L201 255H209L207 262H215L216 255L213 254L216 241L219 239V228L214 223ZM210 253V254H209ZM217 264V263H213Z\"/></svg>",
    "mask_w": 264,
    "mask_h": 264
}]
</instances>
